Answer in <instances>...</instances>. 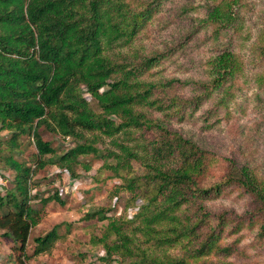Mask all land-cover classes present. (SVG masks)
I'll return each instance as SVG.
<instances>
[{"label":"trees","instance_id":"1","mask_svg":"<svg viewBox=\"0 0 264 264\" xmlns=\"http://www.w3.org/2000/svg\"><path fill=\"white\" fill-rule=\"evenodd\" d=\"M239 1L218 0L203 20L228 26ZM155 8V2L128 0H0V131H9L0 135V163L13 171L11 185L0 193V229L19 259L28 255V235L44 205L64 202L58 192L32 193L33 175L55 164L74 176L79 156L87 154L120 178L119 187L129 194L125 209L137 208L128 217L99 205L81 216L106 220L90 235L92 244L103 247L106 264H247L227 258L237 246L223 238L255 222L264 234V179L247 161H231L229 170L213 177V152L171 126L172 119L191 117L213 93L227 105L240 60L225 46L209 57L205 81L153 78L166 53L151 55L133 45ZM261 40L264 53V33ZM186 84L190 93L180 95L175 87ZM40 126L74 143L57 148ZM24 134L35 147L27 159L16 156ZM104 138L108 146L101 144ZM233 189L254 206L237 213L207 203ZM35 198L40 206L32 204ZM62 224L69 231L71 222H60L33 236L31 254L50 250L63 235ZM176 246L181 251H169Z\"/></svg>","mask_w":264,"mask_h":264},{"label":"rangeland","instance_id":"2","mask_svg":"<svg viewBox=\"0 0 264 264\" xmlns=\"http://www.w3.org/2000/svg\"><path fill=\"white\" fill-rule=\"evenodd\" d=\"M128 1L137 5L155 2V10L136 35L133 45L139 52L151 55L166 53L153 68V78L178 77L190 82L205 81L209 79V57L225 46L234 51L241 68L231 80L227 105H221L218 94L213 93L191 117L182 121L172 119L171 126L213 152L208 170L213 177L229 170L231 161L236 164L247 161L264 179V53L260 47L264 33V0H240L236 19L228 26H220L216 20H203L207 8L218 0ZM175 90L180 95L190 93L187 84L176 86ZM86 95L94 104L89 94ZM39 129L42 137L57 148H67L74 143L69 136L43 126ZM0 135L6 137L9 131L2 129ZM20 142L23 152L16 156L27 159L28 154L35 151L33 138L24 134ZM110 142L104 138L101 144L108 146ZM79 158L81 161L75 165L74 176L55 164H48L35 172L32 193L45 197L58 192L64 202L53 199L44 205L42 219L30 229L25 248L28 255L20 257L22 261L12 248L10 237L4 235V229H0V264H106L101 259L105 254L103 247L90 242V235L99 232L106 220L81 216L86 210L99 205L109 206L110 215L126 214L128 217L137 208L130 206L125 209L129 194L119 187L120 178L103 164L101 158L92 154ZM12 177L13 171L0 163V193L11 185ZM242 192L233 189L207 203L214 209L233 208L241 213L254 206L249 196ZM32 202L34 206L41 205L38 198ZM60 222H71L69 231L62 224L59 230L63 235L50 250L31 254L33 236L44 233ZM260 229V224L255 222L242 227L240 234L236 235L239 241L234 242V234L224 237L222 240L225 243L232 241L233 246H237L233 255L227 258L238 263L264 264V234ZM169 251L178 253L181 248L176 246ZM110 264L120 262L113 260Z\"/></svg>","mask_w":264,"mask_h":264}]
</instances>
